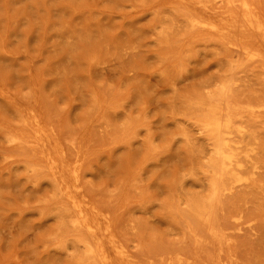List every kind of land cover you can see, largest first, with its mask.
Here are the masks:
<instances>
[{
    "label": "rangeland",
    "instance_id": "obj_1",
    "mask_svg": "<svg viewBox=\"0 0 264 264\" xmlns=\"http://www.w3.org/2000/svg\"><path fill=\"white\" fill-rule=\"evenodd\" d=\"M249 1L264 20V0ZM234 4L0 0V264L99 263L85 255L93 241L73 224L50 155L110 224L112 258L264 264V56L239 50L264 43L191 22L226 26L241 15ZM207 104L232 110L243 133L231 138L253 149V175L219 192L205 222L194 206L209 196Z\"/></svg>",
    "mask_w": 264,
    "mask_h": 264
},
{
    "label": "bare ground",
    "instance_id": "obj_2",
    "mask_svg": "<svg viewBox=\"0 0 264 264\" xmlns=\"http://www.w3.org/2000/svg\"><path fill=\"white\" fill-rule=\"evenodd\" d=\"M228 3L230 4L237 3L236 5H238L241 11L240 17L238 16L237 18H232L231 22L229 20L228 25L222 26V27H220L221 25L218 26L215 22H212V21L208 22V21L192 20L191 22L193 25L199 26L197 28L195 27V29L202 27V28L211 30L212 34H215L213 32H217V33L221 32L224 35H229L231 33H237V32L238 34L239 32L240 33H252V34L259 36V38L264 43V22H263L264 20L260 19V17L258 16L256 12L257 9L255 10V7L253 6V4L249 0H228ZM235 4L234 6H236ZM185 16L186 17L188 16V12H187V15ZM186 17L185 19L188 18ZM259 43L261 42L259 41ZM235 44L238 46L237 42ZM241 44L245 45L246 43H240V45ZM247 46H250V45H247ZM257 47H258L257 44H256V47L254 48H252L251 46L250 47L240 46L239 50L244 53V55L247 57L248 60H257V59L260 60V58L264 56L263 54L264 52H262V50ZM239 50H238V53H240ZM256 62H259V61H256ZM260 63L262 64V62ZM225 93H226V88L225 86H223L219 90V92L216 93L219 97V100H220V97H222V100L225 101V99L223 98L225 96ZM263 100L264 99H262L261 101ZM258 103L260 102L258 101ZM228 104L230 105V102H228ZM219 108L215 105L207 104L205 108V113L200 121L201 129L208 136L213 146L212 156H211V160L209 164L210 173H211V178H210V183H209V196L207 194L208 198L205 202L203 200L201 204H196L195 206L193 204L195 213L197 214L199 218L203 219L205 222H207L208 219H211V217H209L210 206L214 198L218 195L219 192L249 184V182L251 181V176L253 175V171H250V170L247 171L246 169V163L248 162V159L250 158V154L252 153L253 149H244L238 145L237 141L235 142V140H232L231 138L234 132L242 134L243 128L235 127L234 123L232 122V114H231L232 110L231 109H227V112L225 113L223 117L221 115V109ZM258 108L264 109V102L258 105ZM261 112H259V114ZM54 151H55V148H54ZM49 158L52 162V168H54L57 171L56 173L60 176L59 177L60 179L58 181L59 191L57 192H61L63 195L67 197V199L70 201L72 208H73L71 209V207L68 206V209H71V211L74 210L76 214L73 224L83 228L88 234V236L91 237L93 241L92 244L88 242H83L85 246V255L96 259L99 262L98 264H135L134 262H131L130 260H128L129 257L126 255V252L124 250L116 251V255L114 258H112L109 255L105 247V244H104L105 242H104L103 236L109 235L108 238L111 240V242H113L112 241L113 237L110 233V226H109L110 224L107 222L102 223V221H100L96 217V215L92 213L93 209L88 208L89 206L87 207V205L85 204L86 201L84 202L83 200L77 198L75 194H73V189L77 190L79 189V187L72 184L67 175H66L67 177L64 176L63 173L65 172H63L62 167H60L61 165L58 164L57 159L55 160V158L51 155L49 156ZM75 173L76 172L74 170L71 172L72 178L74 176L76 177L77 174ZM77 185H78V181H77ZM70 203L68 205H70ZM213 209H211L212 212H213ZM67 213L65 212V214ZM69 214H72V212H70ZM211 215L212 214H210V216ZM211 221H213V219H211ZM96 260H95V263H96Z\"/></svg>",
    "mask_w": 264,
    "mask_h": 264
}]
</instances>
